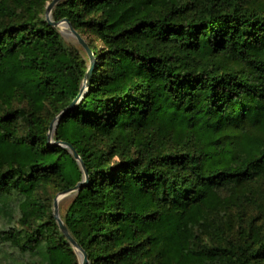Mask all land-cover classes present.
<instances>
[{"label": "trees", "instance_id": "obj_1", "mask_svg": "<svg viewBox=\"0 0 264 264\" xmlns=\"http://www.w3.org/2000/svg\"><path fill=\"white\" fill-rule=\"evenodd\" d=\"M46 1L0 0V264H79L61 142L87 264H264V0L59 1L96 61L50 142L88 59Z\"/></svg>", "mask_w": 264, "mask_h": 264}, {"label": "water", "instance_id": "obj_2", "mask_svg": "<svg viewBox=\"0 0 264 264\" xmlns=\"http://www.w3.org/2000/svg\"><path fill=\"white\" fill-rule=\"evenodd\" d=\"M61 0H51L49 3H47L46 7H45V11H44V18L46 21H48V23L50 25H52L53 27H57V25H66V28L68 29L70 35L75 39L76 43L79 45V47L84 51L87 59H88V68L86 71V75H85V82L83 83L82 87L80 88V91L78 93V95L75 97V99L70 103V105L63 111H61L55 118L54 120L51 122V124L48 127V133H47V138L48 141H51V135L52 132L54 130V124H56L57 119L67 110H71L72 107L74 105H76L78 103V101L81 99V97L83 96L88 84H89V80H90V75L92 72V69L95 65V57L92 53V51L90 50V48L88 47L87 43L85 42V40L78 34V32L76 30H74L71 26V24L68 22L67 19H63L60 22H53L50 18H51V11L54 8V6ZM53 144V143H52ZM54 145H60L62 147L67 148L73 159L79 164L82 173H83V181L78 182L73 188H70L68 190L62 191L58 193V196L69 193V192H76L78 191L87 181V170L84 166V164L82 163V161L80 160L79 156L76 154V152L74 151V149L67 143L61 142L59 144L54 143ZM53 217L58 225L59 230L62 232V234L66 237V239L68 240L69 244L77 251L78 256L80 257V264H87V259H86V255L84 253V251L77 246L76 242L74 241V239L70 236V234L68 233L66 227L64 226V224L62 223L61 219L58 217V212H57V199L55 198L53 200V211H52Z\"/></svg>", "mask_w": 264, "mask_h": 264}, {"label": "rangeland", "instance_id": "obj_3", "mask_svg": "<svg viewBox=\"0 0 264 264\" xmlns=\"http://www.w3.org/2000/svg\"><path fill=\"white\" fill-rule=\"evenodd\" d=\"M50 1L51 0L46 1L44 8L46 7L47 3H49ZM250 1L251 2H253V1L263 2V0H250ZM44 11H45V9H44ZM57 28H58V31L60 30L59 33H60L63 41L65 42V44L71 45V46H74V47H77L80 49L79 45L76 43L75 39L70 35L67 28H63L61 25H57ZM62 33H65V34H62ZM84 38H86V37H83V39ZM89 40H91L94 45H98L100 43L99 41L93 39L92 37H89ZM245 190L252 193V196H249V197H251V199H254V198L260 199L261 205H264V180L261 182H257L255 184H253L250 189L246 188ZM38 193L40 194V196L42 198L46 199L48 204L51 205L52 211H53V200L55 198L57 199V212H58V217L60 219L63 218L66 208L68 207V205L70 204V202L72 201V199L75 195V192H69V193L58 196L59 192L55 191V189L50 185H44L41 189H39ZM245 212H246V217L258 215V219H259L258 223L264 221V215L262 213L258 212L257 208L247 207L245 209ZM75 252H76V255L78 257L79 264H80V257L78 256L76 250H75Z\"/></svg>", "mask_w": 264, "mask_h": 264}, {"label": "bare ground", "instance_id": "obj_4", "mask_svg": "<svg viewBox=\"0 0 264 264\" xmlns=\"http://www.w3.org/2000/svg\"><path fill=\"white\" fill-rule=\"evenodd\" d=\"M63 28H66V25H61ZM60 31V30H59ZM65 32V31H64ZM62 34H65V33H62ZM55 125V124H54ZM65 200V199H64Z\"/></svg>", "mask_w": 264, "mask_h": 264}]
</instances>
